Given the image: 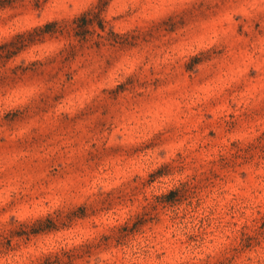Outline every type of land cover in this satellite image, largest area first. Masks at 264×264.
<instances>
[{"label": "rangeland", "instance_id": "obj_1", "mask_svg": "<svg viewBox=\"0 0 264 264\" xmlns=\"http://www.w3.org/2000/svg\"><path fill=\"white\" fill-rule=\"evenodd\" d=\"M0 264H264V0H0Z\"/></svg>", "mask_w": 264, "mask_h": 264}]
</instances>
